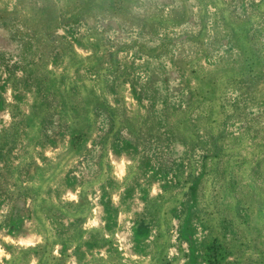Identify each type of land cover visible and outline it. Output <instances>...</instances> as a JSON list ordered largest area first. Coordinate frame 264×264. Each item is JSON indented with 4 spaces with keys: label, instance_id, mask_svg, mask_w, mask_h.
I'll use <instances>...</instances> for the list:
<instances>
[{
    "label": "rangeland",
    "instance_id": "1",
    "mask_svg": "<svg viewBox=\"0 0 264 264\" xmlns=\"http://www.w3.org/2000/svg\"><path fill=\"white\" fill-rule=\"evenodd\" d=\"M0 264H264V0H0Z\"/></svg>",
    "mask_w": 264,
    "mask_h": 264
}]
</instances>
